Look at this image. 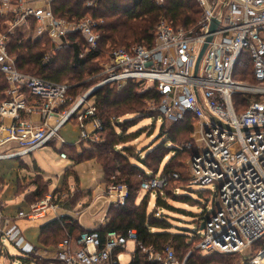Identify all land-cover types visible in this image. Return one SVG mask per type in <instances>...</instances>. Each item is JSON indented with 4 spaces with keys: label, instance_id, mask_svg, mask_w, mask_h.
Returning <instances> with one entry per match:
<instances>
[{
    "label": "built area",
    "instance_id": "2783aa9c",
    "mask_svg": "<svg viewBox=\"0 0 264 264\" xmlns=\"http://www.w3.org/2000/svg\"><path fill=\"white\" fill-rule=\"evenodd\" d=\"M53 1L42 0L38 6L20 0L14 26L27 25L32 20L37 36L52 41L54 48L46 62L62 48V40L69 33L85 37L83 56L96 51L105 21L91 15L73 23L58 20L52 11ZM99 1L87 0L86 6L97 8ZM154 1L160 7L165 5V0ZM196 2L203 15L193 29L175 28L161 20L153 45L112 48L103 66L105 79L76 99L70 98L72 86L67 83L21 73L16 58L10 54L13 33L0 30V74L8 85L0 101V149L10 144L21 148L0 152V162L21 159L54 143L68 145L61 131L69 123L80 127L77 144L98 142L102 122L93 98L87 99L96 89H121L128 83L139 84L142 92L154 89L162 98L158 110L165 119L174 124L188 116L194 120L193 140L187 147L193 146L197 152L187 163L189 187H199L201 191L215 187L212 193L219 200L217 209L206 212L208 219L198 232L196 250L206 255L238 256L237 264H264V0ZM214 20L218 22L217 30L209 34ZM210 36L213 39L196 75L197 61ZM247 66L252 70L254 83L239 80L240 72ZM237 96L245 100L238 103ZM60 156L67 159L66 153ZM171 178L179 180L176 174L155 178L145 183L142 190L161 191ZM65 198V193L49 194L27 211H19L17 217L28 221L49 214L63 218L67 215ZM127 198L126 186L107 187L102 200L108 209L102 211L97 227L87 229L74 247L68 240L61 243L51 252L52 261L123 264L125 255L133 256L139 248L152 263L186 264L191 253L180 262L173 247L167 246L162 252L144 248L134 231L128 237L110 233L102 245L98 229L108 221L109 208L124 205ZM84 214L80 213L79 219ZM3 239L24 255L46 259L43 256L49 253H39L15 224L4 223L0 216L2 250ZM130 243L134 244L132 254L128 252Z\"/></svg>",
    "mask_w": 264,
    "mask_h": 264
},
{
    "label": "trees",
    "instance_id": "16d2710c",
    "mask_svg": "<svg viewBox=\"0 0 264 264\" xmlns=\"http://www.w3.org/2000/svg\"><path fill=\"white\" fill-rule=\"evenodd\" d=\"M86 4L87 0H54L52 11L57 19L80 20L90 14L95 19L104 20L102 40L96 51L82 55L85 52L87 42L80 33H69L62 40V48L55 51L49 62H46L45 58L51 53L54 44L52 41L50 43L48 38H40L35 35L25 39L24 34L26 32L18 31L16 35H13L10 44V54L16 58L17 68L21 73L57 83H68L72 86L69 96L73 99L105 79V76L102 75L103 64L106 63L103 60L104 55L110 54L111 49L115 48L109 46L107 51L108 43L118 44L121 46L119 48L153 45L155 31L161 20L169 22L175 28L190 30L197 25L203 15V9L196 0H165L163 7L158 6L154 0H100L98 7L92 9L88 8ZM251 71L250 66H247V70L240 72L239 80L254 83ZM139 86L136 83H128L121 90L110 86L99 89L93 100L97 109V117L102 122L103 127L99 136L105 135L104 140L102 142L82 143L80 151L66 145L59 150L62 153L67 152L66 154L76 164L96 161L102 168L108 187L122 185L128 189V198L125 204L118 207L111 206L107 215L108 221L98 229L102 245L106 244L110 233L128 237L129 232L134 231L137 241L142 243L144 248H153L157 252H162L167 246L173 247L180 262H183L186 256L191 253L186 264H237L238 256L213 255L218 256V258L209 257L199 260L201 257L195 254L197 251L195 244L200 240L198 231L183 229L173 232L174 226L170 221L172 217L162 213L157 217V213H160L161 209L167 212L194 216L193 213L176 209L168 202V196L172 194L170 187L174 182H182L183 196L181 198L185 199V202L194 201L198 203L199 201L193 199L194 194L203 198V194L209 195L210 193L207 191L193 192V188L189 187L191 180L189 171L183 175L179 170L182 165L176 163L183 152L189 154V159L197 152L195 147H187L190 143L182 146L178 139L182 133L193 134L195 123L191 116H188L183 122L176 123L175 126L179 125L178 131L166 133L164 137H161L160 140H164L163 144L161 143L148 152L144 159L130 145V142L138 138L139 133L128 134L131 121L127 119L120 121L121 117L133 114L142 118L153 119L154 116H149L150 113H147L144 108L148 102H154L159 107L162 100L156 90L150 89L139 92ZM7 89V82L0 74V101L4 99V93ZM236 100L239 103L245 99L237 96ZM161 116L157 109L155 119ZM163 119L165 118L163 117ZM138 123L139 121L135 125ZM118 129L121 131L119 132ZM120 146L122 148L119 149ZM169 154H173V157L170 163L163 167L162 163ZM154 164L156 165L155 168L153 167ZM22 169H25V166ZM34 169V177L24 179L25 182L17 181V195L25 194L34 186L35 190L26 194L25 197L31 206L44 200L49 194L65 193L64 201L67 209V215L63 218L54 217L42 225L38 238L39 246H35V248L37 250L58 248L65 240H68L74 247L87 232V229L81 227L73 215L84 195L77 203L70 204L74 194L71 193L66 184L63 190L50 193L48 182L40 175L36 166ZM175 174L179 176V180L171 178L163 190L147 192L146 197H143L141 202L137 204V199L139 194L143 192L142 188L145 183L155 178L169 177ZM70 176H73V173L69 171L66 178L68 179ZM4 182V179L0 177V196L3 193ZM176 190L179 189L176 188ZM152 196L156 199L154 208L150 211ZM207 219V213L200 215L198 230H201ZM25 256L22 259V264H63L42 259L35 254ZM130 264L162 263L150 262L148 257L138 248Z\"/></svg>",
    "mask_w": 264,
    "mask_h": 264
},
{
    "label": "rangeland",
    "instance_id": "374dc122",
    "mask_svg": "<svg viewBox=\"0 0 264 264\" xmlns=\"http://www.w3.org/2000/svg\"><path fill=\"white\" fill-rule=\"evenodd\" d=\"M25 1L28 2L29 5L32 3V4L39 6L41 4L42 0H40V1L39 0H25ZM19 2H20V0H8L6 2H0V19L2 20V22L0 23V30L3 32L12 31L13 35H16L18 31L26 32L24 34L25 39H29L30 37H34L35 35L37 36L32 20H29L27 25L14 26L16 24V20L18 17L15 10H16V6ZM87 14H89V13L87 12ZM85 17H87V16H85ZM58 20H65L69 23H73V22H75L76 19L70 20L69 18H58ZM76 21H78V20H76ZM13 35H12V37H13ZM50 43H51V41H50ZM132 45H134V44H132ZM109 46L121 47L118 44L112 45V44L108 43V45L106 46V50L108 49L107 47H109ZM108 59H109V54L107 53L104 55L103 60L106 61V63H107ZM106 63H104L103 66ZM115 89L121 90V89H118V87H115ZM141 90H142V87L139 86V92H142ZM82 95L83 94L78 95V97L82 96ZM70 98L73 99L71 96H70ZM144 109H146L147 113H150L149 116H154L153 119L142 118L140 116L130 114V115H126L124 117H121V120H120V121H124L125 119H127V120L131 121V123H130L131 128L128 130V134L136 133V132L139 133L138 138L133 140L132 142H130V145H132L134 147L136 153H139L142 155L143 159L148 152L152 151L153 149H155L156 147L161 145V143L163 144L164 140H160L161 137H164V135H166V133H169V132H171V133L177 132L178 131L177 127L179 126V125L175 126L174 123L168 121L167 119H163L162 116L159 117L158 119H155V115H156L157 109H158V106H156V104H151V102H148ZM156 120H158V121H156ZM138 121H139V123L137 125H135ZM118 131L120 132L121 130L118 129ZM61 136L69 144H75V143H77V141L79 140V138L81 136L80 127L76 124L69 123L67 126H65L62 129ZM104 138H105V135L103 137H100L98 142H102L104 140ZM178 139H179V142L182 146H186L187 144L192 142L193 134L182 133V135L179 136ZM55 144H56L55 147L47 146V147H45V149L41 150L37 154L35 153L33 155H29V156L23 157L21 159L0 162V176L2 178H4V180L6 182V187H5L4 193H3V198H4V201L6 202L7 208L14 207V209H15V208H17V206L19 207L22 204V201L20 200V198H16L15 194H14L15 191H13V188L15 186L14 181L18 180V178L21 180L22 179L24 180L27 178L29 179L27 171L23 172L20 176H18V174H17V173H20L22 168H24V165H22V163H24L32 171H34V167L37 164H40L41 166L45 165L46 167L48 166L49 167V170H47L48 174H44V175H46L47 177L49 175L50 178L53 177L55 180H57V176L59 177V179L62 177V171L66 167H68L69 164L65 165L64 160H62L60 158V152H58V150L61 149V144L60 143H55ZM120 148H122V146H120L119 149ZM20 149L21 148L17 144H10V145L5 146L4 148H1L0 152H2V151H18ZM172 157H173V154H169L168 156L165 157V159L162 163L163 167L165 164L170 163ZM188 161H189V154L187 152L186 153L183 152V154H182V156H180L179 160L176 161V163H178L177 165H182V167H179L180 168L179 170L183 175H186L187 171H189L188 170V164H187ZM20 164H21V166H20ZM155 164L153 165L154 168L156 166ZM92 166L93 165L91 163H88V165H85V166L83 165L81 171L82 170L88 171V172H90V174L93 175V174H95V172H94ZM97 175H99L98 172H97ZM83 178H85L84 175H83ZM104 181H105V179H104ZM107 187L108 186L106 184L105 186L102 187L101 191H103V190L106 191ZM181 187H182V182L172 183V185L170 187V191L172 194H171V196H168L169 197L168 202L173 207H175L176 209H182V210H185L189 213H193L195 217L189 216V215L187 216V215L179 214L177 212H174V213L167 212V211H164L162 209L160 210V214L161 213L164 215L167 214L170 217H172V219L170 221H171L172 225L174 226L173 232H177L179 230L181 231L183 229H187V230L193 231V232H195V231L199 232L200 230H198V219H199L200 215L206 214V212H211L214 208L217 209V207L219 206L218 205L219 200L216 198L215 193H212V192H215L216 189H215V187H212V186L207 188L206 189L207 192L210 191L211 193L209 195H207L204 192L205 194H203V195L205 198L204 197L199 198V196L197 194H194L193 199L199 201L197 203L194 201L185 202V199L181 198L183 196V192H182ZM176 188L179 190H176ZM50 189H52V188H49V190ZM201 190L202 189L199 187L193 188V192H199ZM99 193H102V192H99ZM73 194H74V197L70 201V204L77 203V201L80 200L82 198V196L84 195L83 193L79 192L77 189H75V192ZM153 196L151 197V200H150V202H151L150 207H149L150 211L154 208V205H155V199L156 198H154ZM143 197H146V192H141L139 194V198L137 199V204H139L141 202ZM101 208H102L101 210L105 211L106 209H108V204L102 203ZM109 210H110V208H109ZM80 212L81 211L74 212L73 213L74 217L79 218L78 214H80ZM101 213H102V211H100L98 213V215L97 214L94 215V217L92 218V221L88 222V220L85 219L83 221L84 227L86 229H89V230H93L95 227H97V225H98L97 222L100 221L102 219V216H103V213L102 214ZM157 217H159V216H157ZM52 219H54L53 215L49 214L46 221H50ZM43 222L30 223V222H27L24 220H18V224L23 229V231L26 230V227L24 228V226H25V224H27V225H29L28 226L29 228H33L34 230H36L35 234L37 233V228H39L40 224H42ZM200 234H202V233H200ZM27 237L31 241H33L35 239V237L32 235H27ZM3 246H4L3 251L0 252V264H22V259H24L26 257L22 252L16 250L14 245L11 244L6 239H3ZM133 247H134V245L132 243H130L128 245V252H131V254L133 253ZM53 249H55V248L54 247L46 248V249L41 248V249H38L37 251L39 253L42 252L43 255H44V252H49L47 255H45L43 257H45L46 259L51 261L54 259V255L51 253L52 251H54ZM255 252H256L255 249H253V253H255ZM195 254H196V256L201 257L199 260H201L202 258H209V257L218 258V256L206 255V254L202 253L201 251H195ZM38 257H40V256H38ZM131 257H133V256L127 253L125 255V257L123 258V260H124L123 264H130L131 260H132ZM42 259H44V258H42ZM180 259H181V257H180ZM239 260H240V257H239Z\"/></svg>",
    "mask_w": 264,
    "mask_h": 264
},
{
    "label": "crops",
    "instance_id": "0c3cea01",
    "mask_svg": "<svg viewBox=\"0 0 264 264\" xmlns=\"http://www.w3.org/2000/svg\"><path fill=\"white\" fill-rule=\"evenodd\" d=\"M80 145L81 144L75 143V144H68L66 146H69V147H72V148H76L77 151H80ZM49 146L55 147L56 144L54 143V144L49 145ZM43 149H45V148H43ZM43 149H41V150H43ZM61 149H62V146H61ZM41 150L37 151L36 154L38 152H40ZM58 152H60V151L58 150ZM61 153H62V151L60 152V155H61ZM65 153H67V152H65ZM60 158H61V156H60ZM62 160H64V162H65L64 164L65 165L69 164V166L66 167L62 171V177L60 179L57 176V180H55L53 177L50 178L49 175H48V177L46 175H44V174H48L47 173V170H49L48 166L47 167L45 165L41 166L40 164H37V163H36L37 165H35V166L39 169L40 175L48 182V187L52 188V189H50V193H54L56 191L63 190L64 186L66 184L68 186V188L70 189L72 194L75 192V189H77L79 192L84 194V198L80 202L79 206L76 208L75 212L81 211L80 213H82V212L85 213L84 216L81 219H79L78 217L76 218V220H78L80 226L85 228L84 227V222H83L85 219H87L88 222L92 221V216L91 215H93V216L96 215V214L98 215V213L100 211H103V210H101L102 209L101 208V204L104 203L103 200H102V195L104 193V190L101 191V189H102L103 186L106 185V182L104 181V174H103L102 168L94 160L87 161V162H84L82 164H76L75 162H73L70 159L68 154H67V159H62ZM88 163H91L93 165L92 168H93L95 174L92 175L88 171H83V170L81 171L82 166L83 165L84 166L88 165ZM22 164H24V163H22ZM20 166H21V164H20ZM24 166H25V169H22V170L20 169L21 170L20 173H17L18 176H20L23 172L27 171V174H28L29 178L34 177L35 176V169H34V171H32L25 164H24ZM69 171L71 173H73V176H70L67 179L66 175H67V172H69ZM97 172L99 173V175H97ZM83 175H84L85 178H83ZM77 178H78V180H77ZM18 180H21V179L18 178ZM18 180L14 181V183H15L14 185L15 186L13 188V191H15V193H14L15 197L16 198H20V200L22 201V204L19 207L17 206V208H15V209H14V207H12V208H7L6 207V202L4 201V198H3L4 189L6 187V182H4L5 185H4L3 193L0 196V216L3 217L4 223H6V224L8 223L9 225L15 224L21 230L22 234L24 235V237L26 238V240L30 244H32L34 246H39L38 238H39V235H40V228L42 227V225H44L45 223L48 222V221H46L47 217H45L43 219H39L37 221H28L26 219H19L17 217L19 211H22V210L23 211H27L28 208H29V204L27 203V201L25 199L26 194H28L30 192H33L35 190V187L32 186L29 189V191H27L25 194L17 195V191H18L17 181ZM21 181L25 182V180H23V179ZM99 192H102V193H99ZM78 216H80V215L78 214ZM18 220H24V221H27V222H30V223L43 222V221L44 222L42 224H40L39 228H37V233L35 234L36 230H34L33 228H29L28 227L29 225H27V224H25V226H24V228L26 227V230L23 231V229L18 224ZM27 235H32V236L35 237V239L33 241H31V240H29ZM56 249L57 248H55L53 250L55 251ZM1 250L2 249H0V252H1ZM133 250H134V247H133Z\"/></svg>",
    "mask_w": 264,
    "mask_h": 264
},
{
    "label": "water",
    "instance_id": "95a60500",
    "mask_svg": "<svg viewBox=\"0 0 264 264\" xmlns=\"http://www.w3.org/2000/svg\"><path fill=\"white\" fill-rule=\"evenodd\" d=\"M217 27H218V22L214 20L213 23H212V25H211V27H210L209 34H213V33H215L216 30H217ZM212 39H213V38H212L211 36L207 38V42H206V44L204 45V47H203V49H202V51H201V53H200V56H199V59H198V61H197V65H196V70H195L196 75H197V73H198V71H199V66H200L201 60H202V58H203V56H204V54H205V52H206V50H207V48H208V44L212 41ZM98 90H99V89H96L95 91H93V92L88 96L87 99H92V98L95 96V94L97 93ZM201 229H202V230L204 229V225L202 226Z\"/></svg>",
    "mask_w": 264,
    "mask_h": 264
}]
</instances>
